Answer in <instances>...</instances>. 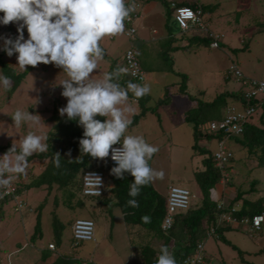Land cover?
Wrapping results in <instances>:
<instances>
[{"label":"rangeland","instance_id":"374dc122","mask_svg":"<svg viewBox=\"0 0 264 264\" xmlns=\"http://www.w3.org/2000/svg\"><path fill=\"white\" fill-rule=\"evenodd\" d=\"M198 1L204 4L215 1V4L210 6V10L213 11V14H216L208 19L207 26L213 32L224 31V43H220V48L212 50L208 45H204L199 47V49L194 48L188 50V52H190L189 56H185V52H182V50L175 52L177 59L175 65L178 68H182V66L179 65V61L182 56L183 58L185 56L187 58V60L186 58L184 59L187 61L185 66H189L191 70H193V73H189L190 76L193 75L190 77L189 83L191 84L193 80L201 82L200 86H198V88L202 90L201 94H199L200 98L208 101L211 98V94L226 89L223 80L220 79L224 74L226 75L225 77H229L226 70L231 63H236L244 76L264 79V0ZM224 1L226 7L224 6ZM227 3L238 5L240 10L236 11L234 5H231L230 9H232V11H230L229 7H227ZM222 7L224 11H222ZM2 15L3 14L0 13V16ZM10 28L16 30L14 24H9L8 26L0 25V36L10 35ZM172 29L175 31L174 26H172ZM120 36L124 37V33L114 36L115 40ZM25 38H27L26 30ZM0 45H2V41H0ZM167 48H169V46ZM167 48H164V52H166ZM161 57L162 60L163 53H161ZM1 59L9 64L13 70H16V72L22 71L17 65L16 55L12 57L1 55ZM170 60L169 56L164 58L165 62H169ZM100 62L104 63V60ZM60 71V69L52 65L40 64L35 68L31 67L13 91L10 89L6 90L2 81H0L1 144H8L11 147L15 145L16 148H19L21 140L29 131L43 137V142L45 143L47 132L52 128L54 123V120H49V117L54 112H59V109L67 103L66 99L61 96L62 86H59L61 81L66 77L65 74ZM103 74V71H99L98 69V72L94 74V78H100ZM4 75L0 66V76ZM227 79L229 80L227 86H240V82L237 81V78L229 77ZM9 80L11 88L13 82L10 78ZM144 82L135 83L144 84ZM158 92L159 89H152L153 95H151L153 96V100L147 102L148 106L153 105L154 100H158L159 96L155 95ZM128 97V103L133 110H135L132 113L144 111L143 108L141 109L146 103L143 98L141 99L140 107L136 100L129 95ZM180 99L182 105L184 101H187L186 99ZM171 107L172 105L165 107V109L169 110ZM17 109L29 112L33 115H39L42 119L41 123L34 127L30 124H23L20 127L14 126L11 116ZM174 109L176 111H164L166 113L162 112L164 107H159V113H152L149 112L151 111L150 109H146L144 116L132 127L129 134L143 136L149 144L159 149V151L153 155L149 164L157 172H163L162 179H154L155 182L159 184L157 188L162 191L161 193L166 190L168 191L167 184L186 187L192 193L197 192L198 187L193 182L184 181L181 177L184 178L189 175L192 171V169H190L191 166H198L196 161L197 156L204 158L208 153L201 154L197 152L193 155L194 151L192 145L188 144L189 140L186 136L180 139L183 140L184 143H177V136L174 133H169L170 124L164 119L166 118L165 115L168 116L169 120L171 119L170 122L173 126H177L179 129L192 131L193 128L190 119H187L185 122L182 118L176 119L179 108L175 107ZM260 113L261 108H258L254 121L258 120L256 117ZM129 118H131V116ZM170 140L174 142L173 145L170 143ZM195 142L200 146L207 145V148L210 149L209 153H212L217 147L215 138L201 137L196 139ZM227 144L234 154L235 161H233V164L237 168L239 167V169H244L246 165L244 167L245 161L242 162V160L245 159V157H242L239 153L240 149L238 144L233 139H229ZM174 147H177L179 151L177 150L174 152ZM181 147L185 149L181 150ZM170 148L171 151H169ZM14 156V153L9 154V158L12 160H14ZM45 163V161L37 159L26 163L22 178L26 182H29L43 170ZM235 166H232V168ZM251 169H254L256 173L254 176L249 177L247 174L244 180L241 179L240 188L248 190L252 180H262V183L256 186L261 190V193L258 195H262L264 189V167L257 166L256 163H253ZM251 169H248V171ZM193 179H195V175ZM109 183L111 186V180H109ZM238 183V181L234 180V184L237 185V187H239ZM45 194V188H33L29 192H26L23 195L25 207L30 205L31 207L37 206L39 202L44 199ZM54 195L57 196L59 203L54 210L57 211L60 216L59 219L61 220L62 227L58 228L55 235L51 234V239L60 242L58 249L60 247L62 249L58 252H63V254L71 258L79 257V262L76 264H89L88 261H90L91 264H144L143 255H140V250L137 246L151 245L158 247L162 243V240L154 233L148 234L143 226L135 224L128 225L125 223L122 212L118 206H113L111 208L112 214L110 215L109 212H107V206L100 205L96 197L81 195L82 204L75 205L71 208V206H68L69 204L62 202V200L67 201V199L66 193L64 194L60 189H57V191L53 190L52 193L47 196L46 208L42 211L44 216L43 228L47 229L48 233H51V228H49L51 224L45 225L47 220L45 213L52 210V199ZM195 197L192 203L197 202V197ZM21 201L20 199L12 200L5 203L2 207L3 213L0 216V218L3 219L0 220V264H32L37 257L38 253L34 254L33 249H30V247L33 248V246L28 243L27 240L29 236L27 233H30L29 231L33 228L34 221H31V218L30 221L23 219V217H25V211L22 210H24L25 207H17V202ZM76 218H90L94 220L95 239L93 241L76 242L72 238L71 223ZM160 227L162 230L161 225ZM218 228V226L216 229L210 227L206 236L200 240L207 249H205L207 257L214 258L210 254L213 253L216 256H222L226 259L227 264H264V252L251 255L250 257H242L240 255L238 257V251L235 249V247H238V249L243 252H245L244 250L257 252L258 250L255 248L256 244L254 239L259 231H257L253 237L248 233L240 232L241 235L247 239L248 244H236L237 246L233 248L232 245L235 243L234 240H240L231 230L227 228ZM262 232L264 233V230ZM15 241L19 242L17 246L14 244ZM41 242L44 243L46 241L41 239ZM46 245L48 247V243ZM231 254L237 255V258H233V261L232 259H227V257L232 256ZM209 262L212 264V259H210Z\"/></svg>","mask_w":264,"mask_h":264},{"label":"clouds","instance_id":"9594fccd","mask_svg":"<svg viewBox=\"0 0 264 264\" xmlns=\"http://www.w3.org/2000/svg\"><path fill=\"white\" fill-rule=\"evenodd\" d=\"M135 10V0L131 3L128 0H0V13L3 14L0 25L14 24L17 32L14 38L0 36V50L8 57L16 55L21 70L44 64L65 74L59 86H62L61 96L67 103L59 109V114L82 128L78 141L80 154L105 162L110 157L115 164L110 169L111 175L117 179H123L125 174L133 178L129 191L133 198L143 186L163 178V172H157L149 164L159 149L143 136L127 134L132 124L129 114L134 111L128 103V93L138 101L149 95L151 89L147 84L131 81L122 86L120 80L129 69L119 65L100 78H94V74L105 56L102 41L122 34L125 21ZM0 81L6 90L10 89L8 77L0 76ZM11 117L16 127L23 124L34 127L42 121L39 115L20 109ZM43 140L29 131L21 140L18 152L13 145L2 156L0 187H7L12 179L25 172L28 157L47 150ZM10 152L15 154L14 160L9 158ZM54 165L60 166L59 153L54 157ZM127 204L139 206L135 199L128 200ZM156 264H176L167 246H161Z\"/></svg>","mask_w":264,"mask_h":264},{"label":"trees","instance_id":"16d2710c","mask_svg":"<svg viewBox=\"0 0 264 264\" xmlns=\"http://www.w3.org/2000/svg\"><path fill=\"white\" fill-rule=\"evenodd\" d=\"M163 1L168 5L165 0ZM180 4L195 5L192 2H180ZM200 5L202 10H205V5L201 2ZM9 30L10 35L14 38L17 35L16 30L11 28ZM207 37L206 35L204 39ZM206 40L207 39H205V42ZM1 55L4 56L6 53L0 50V66L3 75L5 74L4 76L12 80L13 84L10 90L13 91L25 77L31 66H28L27 70L16 72V70H13L9 64L1 59ZM242 91L243 87L240 85L238 89L225 90L218 94L214 101L208 105L207 111L209 112L207 115L215 116L216 113L212 112H215V110L219 112L220 108L226 110L229 106L242 108L248 105H255L257 108H261V113L256 117L258 119L257 123L254 121L256 115L254 114L251 120L245 123L243 133L230 139L240 144L241 148H245V158L256 159L260 166H264V103L247 101L243 97ZM219 118L220 115L215 119ZM100 119L103 120V118ZM49 120H54V123L52 128L47 132L45 139L47 150L44 152H37L27 158V163L35 159L45 161L46 163L43 170L29 182H26L22 178V174L11 180L14 185V190L12 193L0 199V216L3 213V205L11 201L15 195L25 201L23 195L26 192H29L33 188H45L46 194L44 199L35 207H31V205L26 207L28 210L25 215V220H27L29 215L35 214L34 226L31 231H29L30 233H27L29 235L28 239L31 240V244L35 245L36 240L42 239L44 233L46 231L48 232L47 229L43 228L44 216L42 214V211L46 207L47 196H49L53 190L57 191V189H60L64 194L66 193L67 199V201L62 200V202H66L71 208L75 205H81V175L83 171L88 168H100L103 170L105 169L104 171L110 177L113 186L107 189L104 195L96 197L98 203L100 205H106L108 208L107 212H109L110 215L112 214L111 208L113 206H118L123 213L124 221L128 225L139 224L146 229L148 234L154 233L162 240L161 245L158 247L151 245L137 246L139 247L140 255H143L145 264H156L161 246L168 247L169 251L175 257L176 264H182V261L194 252L197 243L206 236L209 227L212 223L216 222L215 220L218 214L223 209L218 208V202L210 197V190L220 178L219 170L214 166L213 161V153L217 148L212 153H209L210 149L207 148L198 151L201 154L208 153V155L202 159L203 169L194 173L195 181L200 190L199 196L196 198L197 202L191 204L186 211L176 213L171 227L167 231H162L160 225L166 213V198L160 196L154 190L152 183L143 186L138 196L134 198L130 197L129 191L133 179L130 175L125 174L123 179H117L110 174V169L115 165L108 164V158L105 162L94 160L90 156L80 154L78 141L82 137L83 130L77 126L75 121H67L66 116L61 117L59 112H54L49 117ZM131 120L132 124L130 127L137 122L138 116L134 115ZM201 121V123L197 121L198 124L194 125L195 138L209 137L215 138L217 141L224 137L221 131H208V125L213 120L205 122L207 123L205 129L198 127L204 122L203 120ZM10 148L11 146L8 144L0 143V152L2 153L8 152ZM16 150L18 152L19 148H16ZM56 153L60 154V166L58 168L54 165ZM9 154L12 153L10 152ZM256 183L257 181L255 180L251 182L249 191L256 189ZM241 195V193L238 194L224 209L230 211L231 208H234L232 206L233 202L239 200ZM130 199L137 200L139 206H128L127 201ZM52 203V210L45 213L47 218L45 225L51 224L49 225V228H51V233L49 234L55 235L58 228L62 227L61 220L59 219L60 216L57 211L54 210L57 204H59L56 195L53 196ZM262 212H264V189L263 195L258 197V199L251 200L248 197L243 198L241 207L231 211V215L235 216L237 219H242L243 217L249 218L248 221L251 222L253 216L259 215ZM143 217H148L149 219L146 221L142 219ZM223 228L229 227H219L218 229ZM53 243L56 248L54 250L48 247H42L40 249V256L36 264H76L79 262V258H71L63 254V252H58V247L60 245L59 241L53 240ZM232 246L234 247V245ZM153 247H155V249H153ZM237 251L238 254L242 256V252L238 249ZM209 259L210 258L207 257V260Z\"/></svg>","mask_w":264,"mask_h":264},{"label":"crops","instance_id":"0c3cea01","mask_svg":"<svg viewBox=\"0 0 264 264\" xmlns=\"http://www.w3.org/2000/svg\"><path fill=\"white\" fill-rule=\"evenodd\" d=\"M130 1V2H129ZM129 3L132 2V0H128ZM200 2V1H199ZM215 1L213 2H208L206 4H204L203 2H201L204 6L203 10V18H204V26H205V30L202 29H192L189 31H184L181 32L176 25L174 24L173 21V15L171 10L169 9V7L166 5V3L163 0H135V4H136V10L134 11L135 13V17L132 18V21L130 22V24H127L125 22V30L127 27H134L136 34L134 36H128L125 31L124 33V37L120 36L117 40H115V37H108L105 38L102 41L101 46L104 48L105 50V56L103 58L104 63H99V71H103V73L105 72H110L112 70H114L118 65L123 67V62H122V55L124 53V51L128 48V47H133L135 48V50L138 52V57H139V62L141 67L143 68V71H145L146 73V81L144 82V84H147L150 86L151 92L149 95H146L144 97H142L145 100V106L141 107V99L140 98L138 101L133 97L132 93L129 92L128 95L130 97H132L134 100H136L139 104V106L141 107V109L143 108L144 111L141 112H134L132 114H129V117L131 116L130 119H132V117L134 115L138 116V121H140V119L144 116V113L146 112V109H150L152 113H159V107L163 108L164 107V111H171V110H175L174 108L177 107L179 108L178 111V115L177 118H182V120L185 122L187 119H190L192 121V131L190 130H182L179 129L177 126H173V124L170 122L169 118L167 115H165L166 118H164L166 121H168V123L170 124V131L169 133H174L177 136L176 142L177 143H184L182 139L184 136H186L189 140L188 144L192 145L193 148V155H195L199 150L202 151V149L207 148L206 146L203 145H198L195 141L198 138H195L194 135V125L201 123L203 120L204 122L202 124H200L198 127L205 129L207 126V123H205L206 121L209 120H218L215 119L216 117H218V115H220L221 119L223 117V115L225 114L226 110H224L223 108H220L219 112L218 110H215V112L212 113H216L215 116H210L207 115V113L209 111H207L208 109V105L214 101V99L216 98V96L218 94H220L221 92L225 91V90H231V89H238L240 86L236 85L233 87H229L227 86V82L229 81L227 79V77H225L226 75L224 74V76L221 77L220 80H223L224 86L226 87V89L220 91V92H214L213 94L210 95V99L208 101H205L203 99L200 98L199 94H201L202 90L201 88H198V86H200L201 82L197 81V80H193V82L190 84L189 80L190 77H192L193 75L190 76L189 73H193V70H191V67L189 66H185L186 65V60L187 58L185 56H189L190 52H188V50L190 49H199V47L204 46V45H208L212 50H215L219 47H211L210 43L212 41V38L208 36L207 32L210 30V28L207 26L208 24V19L212 16H214V14L216 13H212L213 11L210 10V6L214 5ZM224 6L226 7V3L224 1ZM234 5L231 3H227V7H229V10L232 11V9H230V6ZM236 8V11H239L240 8L238 7V5H234V9ZM222 11L223 7H222ZM234 11V10H233ZM172 26H174L175 31H173ZM177 28V30H176ZM212 31V30H211ZM224 31L222 32H218V33H222L223 37H224ZM208 36L205 42L204 37ZM222 42H220L221 44L224 43V40L222 38L221 40ZM219 43V45H221ZM169 46V48H167ZM164 48H167L166 52H164ZM154 50H158V51H154ZM185 52L184 53V58L182 56V58L179 61V65L182 66V68H178L175 65L176 62V51H181ZM161 53H163V59L161 60ZM167 56L170 57V61L169 62H165L164 58H166ZM186 58V60H184ZM229 67V66H228ZM225 68V67H224ZM226 69V68H225ZM228 69V68H227ZM227 72V70H226ZM172 74V75H171ZM206 77V75H205ZM131 81L132 83H135V81L131 80L127 75H124L122 77V79L120 80V83L122 86H126V82ZM139 84V83H138ZM142 84V83H141ZM190 84V85H189ZM159 89V92L157 94H155L156 96H159L158 100H154L153 105L148 106L147 102L150 100H153V94H152V89ZM228 88V89H227ZM230 88V89H229ZM152 94V95H151ZM186 99L187 101H184L183 105L182 102L180 101L181 99ZM171 109H165V107H169L171 106ZM180 105V106H177ZM221 107V106H220ZM135 111V110H134ZM176 111V110H175ZM164 112V113H166ZM218 112V113H217ZM205 113V114H204ZM207 115V116H206ZM176 116V115H175ZM159 119V117H158ZM198 121V122H197ZM137 122L134 124L136 125ZM257 122V121H256ZM133 125V126H134ZM166 125V124H165ZM129 127L128 133L129 134L131 132L132 127ZM201 138V137H199ZM187 140V141H188ZM1 143V142H0ZM170 143L173 145V141L170 140ZM217 144V142H216ZM238 144V143H237ZM238 147L240 149L239 153L241 154L242 157H245V148H241V145L238 144ZM237 147V149H238ZM217 148V147H216ZM184 147H181V150H184ZM208 149V148H207ZM179 151V149L177 147H174V152ZM171 151V148L170 150ZM199 153V152H198ZM4 155V153L0 152V159H2V156ZM202 159L200 156H197V163L198 166L196 165L191 166L190 169H192V171L189 173V175L185 176L184 178L181 177L182 180L184 181H189L190 183H194L197 187L198 184L195 181V179H193V176L195 175L194 173L198 170H202L203 169V164H202ZM195 161V162H196ZM233 160L230 163V170H229V177L230 180L226 183L221 182L220 180H218V182L214 185V187L210 190V197L211 199H213L214 201H219L220 202H224L226 205H228L232 200H234L238 194H242L239 198V200H235L232 204V206L237 209L240 208L242 205V200L243 198H250L251 200L254 199H258V197H260L261 195H258L259 193H261V190L259 189L258 184L262 183L261 181H258L255 179V181H257L256 186H255V190H243L240 188V180L241 179H245L246 175L248 174L249 176H254V174L256 173V171L254 169H251V167L253 166V163H256L257 166H260L258 164V161L256 159H243L242 162H244V167L246 165V167L244 169H239V167L237 168L234 164H233ZM232 166H235L234 168H232ZM264 167V166H262ZM248 169H251L248 171ZM249 172V173H248ZM258 173V172H257ZM234 176V177H233ZM234 179H233V178ZM109 177H108V181H107V188H106V192L107 189H109L110 187V183H109ZM234 180L238 181V185L239 187H237V185L234 184ZM254 180H252L251 182H253ZM159 184H157L155 182V180L152 181V186L154 188V190L162 197L166 198V195L168 193V191L161 193L162 191H160L157 186ZM168 188L171 185L174 184H167ZM251 183L249 184V188H250ZM156 186V187H155ZM199 187L197 192H193L194 197L196 195V197L199 196ZM197 193V194H196ZM258 195V196H256ZM263 195V193H262ZM193 197V198H194ZM195 197V198H196ZM192 198V200H193ZM191 204L192 201H191ZM104 207V206H102ZM46 208V207H45ZM27 208H25L22 211H25V215L27 213ZM263 216H264V212ZM6 214V213H4ZM123 215V213H122ZM34 221L35 219V214H31L27 217V220L30 221ZM24 219H26V217H24ZM124 219V218H123ZM237 219V218H236ZM242 219H249L246 217H243ZM0 220H3L0 218ZM216 222L211 224V228L214 227V229H216V227H229L227 229L231 230L240 241H235V243L233 244L234 246H237L236 244H248L247 239L244 238L240 232H245L248 233L250 236H254V234H256L257 231H250V222H242L241 219H237V221H218L217 219L215 220ZM219 222V223H218ZM126 223V222H125ZM221 224V225H218ZM135 225H139V224H135ZM209 227V228H210ZM234 229V231H233ZM264 230V220L261 226V229L258 230L259 232H257V236L254 239V242L256 244V249L258 250L257 252L255 251H247L244 250L245 252H242V257L243 256H247L250 257L251 255H257L260 254L261 252H264V233L262 232ZM27 233V232H26ZM28 243L31 244V240L27 239ZM42 240L46 241L44 243L41 242V239L36 240L35 245H32V247H30V249H33L34 254H37V257L35 259V262H33L32 264H36L37 260L39 259L40 256V249L42 247H47V243L49 242H53V240L51 239V235L48 232H45ZM41 243V244H39ZM16 246L19 244V242L15 241L14 243ZM39 244V245H38ZM232 244V243H231ZM28 246V245H26ZM234 248V247H233ZM62 248L60 247L58 249L61 250ZM153 249H155V247H153ZM206 249V247H205ZM238 249V247H236V250ZM207 250V249H206ZM205 250V253H206ZM239 250V249H238ZM214 258H210L212 259V264H227L226 259H224L222 256H216L213 253H210ZM232 256L229 258L227 257V259H232L233 258H237V255L239 257V254L234 255L231 254ZM79 258V257H76ZM209 259V260H210ZM89 263H91L90 261H88ZM145 264V263H144Z\"/></svg>","mask_w":264,"mask_h":264},{"label":"built area","instance_id":"2783aa9c","mask_svg":"<svg viewBox=\"0 0 264 264\" xmlns=\"http://www.w3.org/2000/svg\"><path fill=\"white\" fill-rule=\"evenodd\" d=\"M167 6L172 12L173 21L176 27L181 31H189L192 29H204L203 10L198 0H165ZM180 2H192L195 4H180ZM135 13H131L130 17L125 21L130 24ZM125 33L128 36L136 34L134 27H127ZM208 36L212 38L211 47H219L222 42L223 34L209 30ZM123 67L129 69L128 77L135 82H143L146 79V74L143 71L138 57V52L133 47H128L122 55ZM229 77L237 78L243 87V97L247 101H255L256 103H264V79L251 78L244 76L236 63H231L227 69ZM233 75V76H232ZM257 106L248 105L242 108L236 106H229L221 119L213 120L208 125V131H221L224 137L217 140V149L213 153L214 166L220 172V181L226 183L229 180L230 163L233 158V152L228 146L227 141L243 133L245 123L249 122L254 114L257 113ZM116 147H119L117 145ZM107 163L115 165L109 157ZM99 178V179H98ZM108 175L100 168L85 169L81 175V195L97 197L102 196L106 192ZM14 185L12 182L7 187H0V199L5 195L12 193ZM194 194L186 187L171 185L168 188L166 195V213L162 220V230L167 231L174 220V216L178 212L186 211L191 206ZM16 195L12 200H18ZM11 200V201H12ZM22 200V199H20ZM25 202V201H24ZM23 200L17 202V207H25ZM227 205L222 201L218 202L217 207L223 208L217 216L218 221H237L236 217L231 215V211L235 208L224 209ZM26 208V207H25ZM263 216L255 215L251 218L250 231H257L261 228ZM247 222V219H241ZM219 223V222H218ZM221 225V224H218ZM214 229V227H212ZM95 222L90 218H76L71 225L72 238L76 241H92L95 239L94 235ZM48 247L55 248L52 242L48 243ZM182 264H211L207 260L204 244L199 241L194 249V252L188 255Z\"/></svg>","mask_w":264,"mask_h":264}]
</instances>
